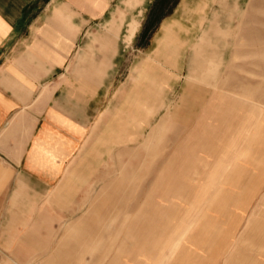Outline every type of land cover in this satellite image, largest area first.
<instances>
[{"label":"rangeland","instance_id":"374dc122","mask_svg":"<svg viewBox=\"0 0 264 264\" xmlns=\"http://www.w3.org/2000/svg\"><path fill=\"white\" fill-rule=\"evenodd\" d=\"M139 1L115 0L110 5V11L118 7L125 17L113 37L111 64L94 98L85 101L86 110L92 108L91 115L84 116L87 125L107 111L94 146L73 169L80 173L83 160L92 153L86 165L92 178L83 179L87 185L76 209L14 211L13 222H0V264H224L231 248H239V260L233 264H264V0ZM221 9L215 28L213 15ZM82 12L79 9L80 33L69 58L92 33L103 29L106 20V15L81 19ZM174 14L177 20L165 21L156 41L172 50L155 63L178 80L164 83L165 108L153 122L161 117L165 121L153 147L144 148L134 138L147 124V111L125 93L133 74L145 69L157 50L147 53L158 35L159 19ZM131 20L136 30L127 40L126 24ZM202 36L209 37L210 54L223 62L218 60V70L210 68L203 82L192 88L201 85V90L213 91L216 86L226 99L236 98L232 102L238 103L239 116L230 120L240 124L229 131V140L212 147L219 159L227 160V169L212 165L204 171L198 194L188 195L198 191L193 173L205 170L206 160L199 163L200 150L211 148L202 149L201 144L208 138L212 145L215 142L208 131L192 130L197 115L189 111V95L180 103L195 61L194 46ZM146 71L142 82L148 84ZM168 109L174 115L168 116ZM202 133L204 141H187ZM24 213L36 222H21ZM217 217L220 223L223 217L227 230L208 241L203 255L191 253L200 247L203 225L215 223Z\"/></svg>","mask_w":264,"mask_h":264},{"label":"crops","instance_id":"0c3cea01","mask_svg":"<svg viewBox=\"0 0 264 264\" xmlns=\"http://www.w3.org/2000/svg\"><path fill=\"white\" fill-rule=\"evenodd\" d=\"M114 1L0 0V222H13L14 211L38 210L40 213H49L76 209L83 186L87 185L83 179L92 178L88 176L86 166L92 153L83 160L80 173L73 169L88 147L94 146L95 134L106 116L107 110L90 125H87L84 118L92 113V108L91 112L86 110L85 101L88 104L94 98L106 68L111 64L115 52L113 37L125 17L118 7L110 11ZM200 1L196 0L195 4ZM185 3L189 4V1L184 0ZM79 9L83 11L81 19L106 15V20L103 29L92 33L89 42L75 53L74 58H69L80 33ZM221 13L222 9L213 15L215 28ZM173 17L175 14L169 18L164 15L158 21V35L147 52L157 49L145 67L150 71L148 84L142 82L147 79V71L140 68L133 74L125 93L129 99L134 96L136 105L147 111V124L134 138L135 142L141 140L145 148L153 147L155 133L165 121L164 117L154 122L153 119L165 108L164 83L172 81L173 76L155 62L160 61L161 54L172 49L170 45L165 46L164 42L158 45L156 41L161 25ZM205 18L202 20L204 24ZM135 30L136 22L128 21L125 39L134 36ZM208 38L202 36L194 46L195 61L187 74L188 79L180 97V103H183L185 95H189V111L197 115L191 124L192 130L208 131V135L215 141L212 145L208 138L207 143L201 144L202 149L205 146L211 148L206 147L204 153L200 150L203 156L199 163L202 165V161L206 160L205 170L203 174L201 171L193 173L191 180L199 181L196 188L198 191H191L188 195L198 194L204 171L212 165L217 164L221 170L227 169V160L219 159L212 147L217 142L229 140V131L240 124L230 120L239 116L238 103L232 102L236 98L226 99V96L219 94L221 89L216 86L213 91L201 90V85L192 88L193 84L203 82L210 68L215 72L218 70L222 65L218 60L223 62L222 57L219 59L217 55L210 54ZM173 80L176 82L178 79ZM171 111L168 109V116L171 113L174 115ZM243 124L256 126L253 123ZM148 129V136L144 135ZM192 139L204 141L205 137L203 133L192 134L187 141ZM20 217L21 222H36L26 213ZM221 220L222 223L217 217L215 223L203 225L205 232L203 238L198 240L200 247L195 252L190 250L191 253L203 255L208 241H214L218 238V232L227 230L223 225V217ZM231 249L224 264H233L239 258V248Z\"/></svg>","mask_w":264,"mask_h":264},{"label":"bare ground","instance_id":"6f19581e","mask_svg":"<svg viewBox=\"0 0 264 264\" xmlns=\"http://www.w3.org/2000/svg\"><path fill=\"white\" fill-rule=\"evenodd\" d=\"M216 16H217V15H216ZM207 37H208V36H207ZM195 109H196V108H195ZM198 109H199V108H198ZM171 112H172V111H171ZM171 115H172V113H171ZM162 121H163V120H162ZM150 135H151V134H150ZM147 136H148V135H147ZM149 137H150V136H149ZM145 139H146V138H145ZM145 139H144V140H145ZM150 139H151V138H150ZM150 139H148V140H150ZM148 140H147V141H148ZM143 144H144V143H143ZM144 148H145V147H144Z\"/></svg>","mask_w":264,"mask_h":264}]
</instances>
